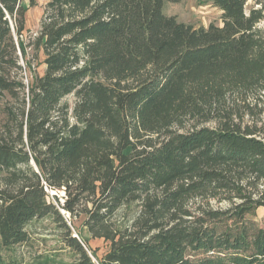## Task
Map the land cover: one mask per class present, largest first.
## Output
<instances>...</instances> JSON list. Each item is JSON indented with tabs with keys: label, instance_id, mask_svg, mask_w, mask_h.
I'll list each match as a JSON object with an SVG mask.
<instances>
[{
	"label": "trees",
	"instance_id": "trees-1",
	"mask_svg": "<svg viewBox=\"0 0 264 264\" xmlns=\"http://www.w3.org/2000/svg\"><path fill=\"white\" fill-rule=\"evenodd\" d=\"M165 1L45 0L25 43L36 0H0V264H264V0H198L207 27ZM42 219L58 247L25 260Z\"/></svg>",
	"mask_w": 264,
	"mask_h": 264
},
{
	"label": "rangeland",
	"instance_id": "rangeland-1",
	"mask_svg": "<svg viewBox=\"0 0 264 264\" xmlns=\"http://www.w3.org/2000/svg\"><path fill=\"white\" fill-rule=\"evenodd\" d=\"M25 3V2H24ZM45 0H36L35 5L28 8L26 13V29L23 32L21 39L25 43H29L30 40L36 36L40 20L42 17V11L44 7ZM253 6H257L254 0L246 1V11H249ZM163 12L166 15H173L178 21L190 24L194 27L204 26L207 27L209 23H215L218 25L222 24L220 19L221 11L214 6L210 1H198V0H180V1H165L163 3ZM260 27H264V20L259 22ZM28 57L31 60L33 69L38 73L42 74L44 72L45 65L36 63L34 59V51L31 46H27ZM42 59V56L39 57ZM29 75V73H27ZM25 78V75H24ZM69 103L74 101V96H67ZM247 118V116L245 117ZM260 119L264 121V113L260 115ZM63 191L59 192L61 196L60 201H62ZM212 206L226 207L229 203L227 200L217 201L216 198L208 199ZM200 201V198H195L191 200L189 205L194 207L196 203ZM137 210L136 204H130L119 208L115 214L110 218L109 222L112 226L126 225L130 222L131 217ZM64 213V211H62ZM64 217L69 220L70 216L64 213ZM252 219L259 225H264V210H258L256 215L251 216ZM84 216L74 218L73 229L74 234L79 233L80 236L88 239L89 244L97 249V255L100 257L108 250V242L102 238H91L86 228L82 225V220ZM55 224L50 222L49 219L34 220L27 229L30 232V241L26 244H21L17 246V254L22 255L25 260H29L33 256L38 254L51 255L54 250L58 247L57 237L55 233ZM78 238V237H77ZM57 258L61 259L65 264H71L72 256L69 251L61 252Z\"/></svg>",
	"mask_w": 264,
	"mask_h": 264
},
{
	"label": "built area",
	"instance_id": "built-area-1",
	"mask_svg": "<svg viewBox=\"0 0 264 264\" xmlns=\"http://www.w3.org/2000/svg\"><path fill=\"white\" fill-rule=\"evenodd\" d=\"M77 236V235H76ZM78 237V236H77Z\"/></svg>",
	"mask_w": 264,
	"mask_h": 264
},
{
	"label": "water",
	"instance_id": "water-1",
	"mask_svg": "<svg viewBox=\"0 0 264 264\" xmlns=\"http://www.w3.org/2000/svg\"><path fill=\"white\" fill-rule=\"evenodd\" d=\"M74 236H76V235H74Z\"/></svg>",
	"mask_w": 264,
	"mask_h": 264
}]
</instances>
